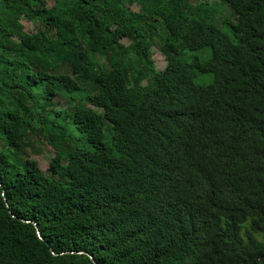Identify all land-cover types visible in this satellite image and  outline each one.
<instances>
[{"label": "trees", "instance_id": "obj_1", "mask_svg": "<svg viewBox=\"0 0 264 264\" xmlns=\"http://www.w3.org/2000/svg\"><path fill=\"white\" fill-rule=\"evenodd\" d=\"M219 1L232 38L180 0H137L139 13L123 0H0V264H264V0ZM142 15L166 33L161 70L141 36L128 46L145 86L138 68L128 79L90 56L118 55ZM204 47L207 60L180 59ZM73 93L70 114L47 104ZM61 112L85 147L53 145L52 178L17 150L35 122L58 145Z\"/></svg>", "mask_w": 264, "mask_h": 264}, {"label": "rangeland", "instance_id": "obj_2", "mask_svg": "<svg viewBox=\"0 0 264 264\" xmlns=\"http://www.w3.org/2000/svg\"><path fill=\"white\" fill-rule=\"evenodd\" d=\"M125 7L132 13H139V3L137 0H123ZM54 4L53 0H44L45 8H50ZM180 5L182 6V11L190 12L191 14H199L204 17V19L223 33L227 37L232 38L228 29L224 28V24L228 21L234 20V14L224 5L221 4L219 0H180ZM198 20H202L201 17L193 16ZM20 24L23 27L24 32L33 33L37 29H44L47 36L52 38L53 32L50 29L43 28L38 22L30 23L24 18H20ZM100 21L109 29H113V24L107 19L100 18ZM203 21V20H202ZM134 27L137 30L136 34H130L125 38H120L118 40L119 45L122 47L119 54L115 55L113 49H107L103 55L99 54H90L93 62L102 69L109 68L112 58L116 60L117 64L124 68L127 73V78L131 79L136 76L135 70H138L144 75L142 77L140 85H146V76L148 73L144 68L135 62V58L131 51L128 50V46L137 39V36H141L149 44V53L150 59L152 60V66L155 70H161L165 65V59L163 55L159 52V48L162 45L163 39L166 35L163 28L162 22L157 18H149L147 15H142L139 20L134 21ZM127 50V51H126ZM192 57L198 58L200 61H205L209 57V49L207 47L201 48L196 51H186L180 59L183 61H188ZM212 75L210 73L199 74L197 72L193 73V82L199 85H207L211 82ZM89 89L86 83L80 84V89ZM73 99L64 96L63 94H56L53 96L51 102L48 100L47 104L53 105V110L55 112L66 111L67 114H70L74 108V103H77L75 107L79 106L78 102L80 96L77 93L71 95ZM74 101V103H73ZM92 109L94 112H100V109L87 106ZM72 124V123H71ZM68 119L65 120L63 113L56 114L54 121L52 122L50 128L53 131V137L56 143L61 139H72L75 143L74 146L85 147L83 145L84 139L80 134L75 133L71 127ZM106 140V137H104ZM53 145L57 146L56 148L60 151H68L73 147V144L68 140H61V142L56 145L54 144L52 136L46 133L43 123L35 122L33 128L30 132L27 133L26 137L22 139L19 143L17 155L23 161L26 159L33 160L36 162L38 168L45 174V176L50 177V173L47 171L48 162L53 157ZM2 146L0 145V148ZM56 178V176H51Z\"/></svg>", "mask_w": 264, "mask_h": 264}, {"label": "water", "instance_id": "obj_3", "mask_svg": "<svg viewBox=\"0 0 264 264\" xmlns=\"http://www.w3.org/2000/svg\"><path fill=\"white\" fill-rule=\"evenodd\" d=\"M260 258H258L257 260H259Z\"/></svg>", "mask_w": 264, "mask_h": 264}]
</instances>
